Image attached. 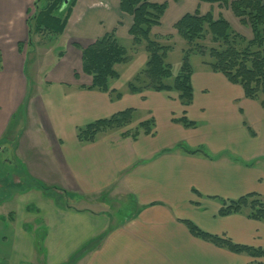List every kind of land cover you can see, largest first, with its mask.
Masks as SVG:
<instances>
[{
    "label": "crops",
    "instance_id": "0c3cea01",
    "mask_svg": "<svg viewBox=\"0 0 264 264\" xmlns=\"http://www.w3.org/2000/svg\"><path fill=\"white\" fill-rule=\"evenodd\" d=\"M95 1L76 0L64 32L55 37L56 42L62 36L75 39L78 46H70V52L81 66V47L113 29L120 43L124 38L132 46L133 16L121 10L120 0L98 6ZM152 1L168 5L161 23L152 28L155 37L174 34L175 22L196 12L223 16L235 30L253 37L229 3ZM35 3L43 0H0V146L8 149L7 163L29 180L16 207H3L6 200L0 199V264H249V255L195 236L183 220L264 249L263 221L241 212L219 215L225 200L251 192L264 195L261 102L201 62L191 76L194 98L187 108L196 125L186 127L173 120L184 109L177 93L128 90L127 82L147 61L143 47L130 62L115 66L120 77L110 81V89L122 91L120 98L88 88L92 76L82 70L74 71L70 84L47 80L31 96L24 49L35 45L29 36L40 34L28 25ZM6 96L15 99L12 105ZM24 107L28 119L37 116L39 123H28L30 129L17 139L1 138L3 114ZM127 108L137 110L136 122L153 117L155 133L141 132L134 139L115 130L90 142L78 139L79 127ZM185 139L194 148L208 147V155L185 152L178 146ZM49 190L62 200L52 198ZM65 196L85 204H67ZM116 199H121L118 205Z\"/></svg>",
    "mask_w": 264,
    "mask_h": 264
},
{
    "label": "trees",
    "instance_id": "16d2710c",
    "mask_svg": "<svg viewBox=\"0 0 264 264\" xmlns=\"http://www.w3.org/2000/svg\"><path fill=\"white\" fill-rule=\"evenodd\" d=\"M208 1L229 3L233 13L243 23L251 26L253 37L247 38L236 31L223 16L216 19L211 13H186L174 24L177 34L187 44V47L183 48L181 69L174 76L171 65L166 61L169 51L173 48V35H152V28L161 23L167 3L120 0L121 10L133 16V24L129 30L132 46L129 49L121 44L116 30L113 29L89 45L81 47L83 71L92 76V83L88 88L106 91L113 98H120L122 91L110 89V81L120 77V72L115 66L130 62L134 54L143 47L147 53V61L127 82L128 90L132 93H142L146 90L176 92L184 109L182 116L174 121L186 127L196 125V122L187 116V108L194 98L191 82L194 70L191 62L193 54L202 57L208 55L203 58V63L212 71L224 74L230 82L240 85L246 97L259 100L264 106V0ZM64 2L65 0H43V4L35 3V11L28 19L30 32L47 33L53 37L62 34L76 0H68L65 6ZM208 39L210 44L207 43ZM136 115L135 108L121 110L110 117L97 119L79 127L77 137L82 142H90L102 133L115 130L122 131V136H132L134 139H137L141 132L154 134L156 122L153 117L137 122L134 129H127L136 122ZM178 146L190 154L208 155L202 147L194 148L184 144ZM38 185L43 189L48 188L40 183ZM238 212L264 222L263 196L251 192L237 199L225 200L219 215L226 216ZM183 221L195 236L219 247L256 258L264 256V249L261 247L236 243L227 235L213 234L201 229L191 220Z\"/></svg>",
    "mask_w": 264,
    "mask_h": 264
},
{
    "label": "rangeland",
    "instance_id": "374dc122",
    "mask_svg": "<svg viewBox=\"0 0 264 264\" xmlns=\"http://www.w3.org/2000/svg\"><path fill=\"white\" fill-rule=\"evenodd\" d=\"M105 1V0H104ZM103 0H96L94 5H105V2ZM34 11V6L31 12V15ZM30 17V16H29ZM247 24V23H246ZM249 25V24H248ZM251 28V26L249 25ZM233 28V27H232ZM252 30V29H251ZM249 29V31H251ZM237 31V30H236ZM253 33V31H252ZM174 38H172L170 41L173 43V48L171 51H169L166 61L171 65L173 75H177L181 69L182 62H183V48L187 47L186 41L181 38L176 30L174 34H172ZM245 36V35H244ZM78 38V36L76 35ZM31 42L34 43L35 45H30L26 49H24V53L26 54L27 57V62H26V68H25V76H27L30 79V84H29V95L35 96L37 92H40L42 88L46 86L47 80H64L70 84V78L74 76V71L75 74L78 75L77 72L79 70L83 71V67L79 63V59L77 60L75 55L70 52V46L75 47L77 46L75 44V39L69 40V36H62L57 42L56 38L53 36H49L47 33L46 35L44 34H33L30 36ZM55 40V41H54ZM79 40V39H78ZM54 41V42H52ZM40 43V44H39ZM74 43V44H73ZM207 43L210 44L209 39L207 40ZM121 44L125 45L130 49V42L127 41L126 39H121ZM75 45V46H74ZM69 46V47H68ZM59 49H62L61 51ZM63 55H65L64 58ZM34 56V59L32 58ZM207 56L202 57L199 54H193L191 57V62L193 67H197L198 64H202L203 58H207ZM35 59L39 60V63L35 65L37 62H34ZM42 60V62L40 61ZM205 64V63H204ZM37 66L38 69H37ZM199 67V66H198ZM120 70L125 69L123 66L119 68ZM77 70V71H76ZM84 72V71H83ZM85 73V72H84ZM87 74V73H86ZM80 76V75H79ZM134 76V75H133ZM16 77V76H15ZM14 77V79H15ZM83 80L85 81V76H80ZM16 82V80H15ZM18 83V82H16ZM19 84V83H18ZM67 84V86L69 85ZM119 84V83H118ZM111 88V86H110ZM14 93V92H10ZM18 93V92H16ZM9 94V93H8ZM15 95V94H14ZM174 95H176V92H174ZM18 97L17 95H15ZM177 96V95H176ZM6 103L12 105L13 98L6 96ZM178 98V97H177ZM179 100V99H178ZM34 106H37L36 101L34 102ZM25 105V104H24ZM19 106V105H18ZM32 108V107H31ZM16 112L11 110V108H8V110L3 114L4 119V126L1 130L3 133L1 135V138H5L7 140L10 139H17L25 129H30L28 127V123L31 124H37L39 123V118L36 116H30V119H28L26 115V109L21 108V109H16ZM33 111V109H32ZM14 112V113H13ZM179 114L182 113V110L178 112ZM176 113V114H178ZM36 114L37 109H36ZM182 116V115H181ZM180 116V117H181ZM151 118V117H150ZM179 118V117H177ZM175 118H173L174 120ZM135 122L132 126H130L129 129H134L136 126ZM133 131V130H131ZM185 146H190L192 147L187 139L182 141ZM182 144V143H180ZM203 148L205 150H208V147L203 145ZM0 153H2L0 149ZM4 157H8L7 155ZM17 174V176H15ZM19 175V178H18ZM0 199L6 200V202L3 204V207H16L17 199H20L22 192H25L29 188V180L23 179L21 173L19 170L13 166H11L9 163L4 162L3 160V155H0ZM35 186H39L38 184L35 183ZM49 194L53 195L51 196L52 198H56L57 200H62L61 194L59 193H53L51 190H49ZM20 195H19V194ZM18 194V195H17ZM63 196V195H62ZM263 200H264V195ZM118 197V196H117ZM121 198V196H119ZM17 198V199H16ZM8 200V201H7ZM119 201L121 199H118ZM118 200H114L113 204L118 205L119 202ZM64 201H66L67 204H75L76 206H80L85 204L83 201L79 200L75 202V199L73 197L65 196ZM117 201V202H116ZM116 208V207H115ZM132 207H127L126 212H131ZM247 255L246 253H243ZM253 258L249 264H264V256L263 257H252Z\"/></svg>",
    "mask_w": 264,
    "mask_h": 264
},
{
    "label": "flooded vegetation",
    "instance_id": "af4514ba",
    "mask_svg": "<svg viewBox=\"0 0 264 264\" xmlns=\"http://www.w3.org/2000/svg\"><path fill=\"white\" fill-rule=\"evenodd\" d=\"M0 149H1V151H2V153H0V155H3V160H4V162L9 161L10 158H8V157H4V156H6V155H5V154H6V150L3 149V148H0Z\"/></svg>",
    "mask_w": 264,
    "mask_h": 264
},
{
    "label": "water",
    "instance_id": "95a60500",
    "mask_svg": "<svg viewBox=\"0 0 264 264\" xmlns=\"http://www.w3.org/2000/svg\"><path fill=\"white\" fill-rule=\"evenodd\" d=\"M67 2H68V0H65V2H64V6L67 4ZM0 148H1V146H0ZM8 149H6V151H7ZM8 154V151L6 152V154L5 155H7ZM9 158V157H8Z\"/></svg>",
    "mask_w": 264,
    "mask_h": 264
}]
</instances>
